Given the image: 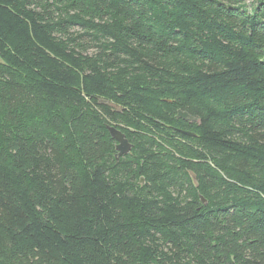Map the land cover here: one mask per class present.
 I'll list each match as a JSON object with an SVG mask.
<instances>
[{
  "label": "trees",
  "instance_id": "obj_1",
  "mask_svg": "<svg viewBox=\"0 0 264 264\" xmlns=\"http://www.w3.org/2000/svg\"><path fill=\"white\" fill-rule=\"evenodd\" d=\"M0 264H264V0H0Z\"/></svg>",
  "mask_w": 264,
  "mask_h": 264
},
{
  "label": "water",
  "instance_id": "obj_2",
  "mask_svg": "<svg viewBox=\"0 0 264 264\" xmlns=\"http://www.w3.org/2000/svg\"><path fill=\"white\" fill-rule=\"evenodd\" d=\"M177 117L181 118L183 120H188V121H197V118L191 116L189 113L184 112L179 110L177 113ZM108 131L111 135V137L117 142L116 145V150L118 152V156H123L125 154H127L128 152H130V150L132 149V145L129 142V140L127 139L125 133H123L120 129H118L115 126H108ZM187 135H193L192 133L189 132H183ZM141 181L143 182L144 179H141ZM204 201V199H203Z\"/></svg>",
  "mask_w": 264,
  "mask_h": 264
}]
</instances>
